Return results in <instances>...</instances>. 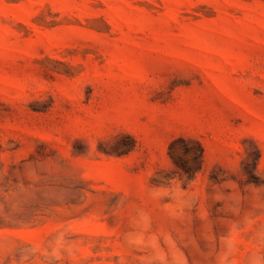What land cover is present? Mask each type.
<instances>
[{
	"label": "rangeland",
	"instance_id": "rangeland-1",
	"mask_svg": "<svg viewBox=\"0 0 264 264\" xmlns=\"http://www.w3.org/2000/svg\"><path fill=\"white\" fill-rule=\"evenodd\" d=\"M0 264H264V0H0Z\"/></svg>",
	"mask_w": 264,
	"mask_h": 264
},
{
	"label": "trees",
	"instance_id": "trees-1",
	"mask_svg": "<svg viewBox=\"0 0 264 264\" xmlns=\"http://www.w3.org/2000/svg\"><path fill=\"white\" fill-rule=\"evenodd\" d=\"M180 149L175 150L174 144L169 149V155L187 176L192 178L201 169L203 150L200 144L186 139H178Z\"/></svg>",
	"mask_w": 264,
	"mask_h": 264
}]
</instances>
